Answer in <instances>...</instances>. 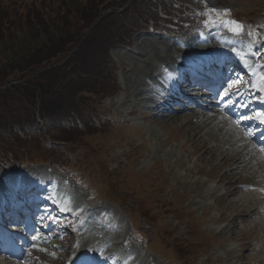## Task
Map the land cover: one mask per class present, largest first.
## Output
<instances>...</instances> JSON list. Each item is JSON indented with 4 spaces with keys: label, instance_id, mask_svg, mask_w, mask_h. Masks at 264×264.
<instances>
[{
    "label": "rangeland",
    "instance_id": "rangeland-1",
    "mask_svg": "<svg viewBox=\"0 0 264 264\" xmlns=\"http://www.w3.org/2000/svg\"><path fill=\"white\" fill-rule=\"evenodd\" d=\"M26 1L0 0V11H6L7 16H10L12 12L7 10L8 7L9 9L15 8V18L13 20H29V18L35 20L32 17L36 16L26 11L24 5H22ZM77 1L80 2L81 0ZM213 1L222 5L235 2L236 6L247 7L250 10L245 14L250 19L264 16V0ZM128 4L129 0H110L102 9L108 13L109 11L113 12L114 15V10H119ZM20 7L24 11L23 14L18 10ZM210 12L205 19L208 20L210 16L215 19V13L211 10ZM45 17L46 20H49L50 13H47ZM126 19L135 24L133 25L135 27L141 26V24L135 22L138 19ZM6 20H9V17ZM260 22L262 24L257 26L258 30L254 33L257 43L254 42V45H251V43L246 42L250 38L245 37V40H238L240 45L247 50L252 51L253 48L257 47L256 45L260 46L264 42V17ZM119 26L120 30H126L121 27V24ZM124 27L130 30L127 24ZM207 27V23H200V27L199 25L192 28L188 27L182 32L191 36L193 32L196 33L201 28ZM46 29L41 31L36 25H31L26 35H24V30L19 29L16 31L15 37L25 44L27 39L40 44L44 38L49 37ZM157 31H160V27L154 28L151 32L146 31V29L133 31V33L129 31L130 37L126 42L127 46H116L110 49L109 53L117 68H119L117 81L120 90H118L116 96L102 99V105H104L105 110L113 113L111 115L116 117L118 124L109 123L112 126L109 127L107 123H104L99 128L91 129V133L84 130L82 131L83 134H79L77 129L73 130L74 134L71 138L74 143L68 147L70 153L63 149L49 150L43 142L37 139L36 136L40 135L39 130L46 139H50L48 135L51 137L52 134L59 136L63 129L59 124L60 119L58 122L56 120L51 122L50 118L47 121L38 116V113L41 114L39 112L41 108L38 106H41V104L38 103V105L35 104L36 107L33 108L32 115L27 112L30 119L35 121L34 124L31 123L30 129V135L33 136V139H20L18 141L9 139L7 148L11 152H5V158L27 161V165L20 170V173L31 170L37 171L38 168L43 167L39 170L45 177L61 179L62 181L65 178L66 184H70L73 189H77L82 198L87 199L90 206L95 208L96 211L104 209L121 217L125 227L121 229L119 235L114 239H110L109 243L110 241L122 242L125 240L127 242L125 247L132 249L134 245L136 250L132 254L137 255L139 252L140 257L148 260L145 261L146 264H165L164 259H176L185 262V264H226L225 261L232 262L233 260V256H229V254L238 255V253H232L238 247V243L229 242L228 237L236 238L239 241L245 257L252 253L250 251L253 246H257L261 241L264 243V215H260L259 211L255 214L252 207L247 206L244 202L248 195L245 193L243 186L251 178V174L248 173L250 171L243 169L241 174H239L240 171L229 173L228 168L217 171V168L221 167L212 162L213 156L207 152L208 146H196L197 138L189 134L190 131L188 130L191 120L184 117L185 114L190 112L176 116L175 113L174 116H172L173 114H170L171 116L169 114L156 116L155 113H151L147 119L144 118V113L140 111V107L137 105L140 99L138 85L133 86L132 80H135V78L140 80L142 76L138 71L147 64L148 55L146 56L143 50L150 49L153 44L161 47L160 38L164 39L165 36L162 33H157ZM9 36L12 35L9 34ZM166 38L170 39L169 37ZM150 40L151 43H149ZM12 45V41H5V43L3 41L0 44V57L8 56L9 51L7 48H12ZM149 60L151 64L146 67L152 71L158 59L152 57ZM106 71L105 76L109 79V84L113 85L112 80L115 76H113L114 74L111 73L110 69H106ZM36 101H38V98H36ZM131 107L137 109L138 114L136 116L130 114ZM47 111L50 112V110ZM17 113L22 117V120L28 117V114L22 109L17 110ZM91 113L96 114L93 111ZM132 113L136 114L137 112L133 110ZM46 114L50 115V113ZM217 128L219 127L216 126L213 133H216ZM224 130H227V127H223L222 132H218V136H221ZM236 132L234 128L228 130V133L231 134H238ZM226 137H228V134ZM218 142L217 139L211 140L210 146ZM76 143L77 145H74ZM219 143L221 144V142ZM227 151H230V149ZM36 159L54 160L61 164L67 162V165H74L76 171L86 179V189L83 186H77L76 181L67 172H61L56 167L46 165L47 163L31 164V161H36ZM129 163H132L134 170L138 172L152 170V177L150 178H153L154 181L150 180L152 186L147 189L146 195H140L136 191L138 187L143 188L144 184H130L127 181L126 173H122L121 168L123 165ZM233 173L237 174L236 177H233ZM211 174L213 176H210ZM154 176L157 178L154 179ZM237 176H241L242 179H238ZM220 178H222V183L219 180ZM259 178L260 182H264L262 175H259L256 180ZM237 184L241 185V191L235 195L234 188ZM208 187H213V191L218 190V192L213 196L209 195L210 193L204 192ZM160 188L163 191L154 200L149 191L154 192V190ZM108 196L118 200L123 207H117L102 199V197ZM148 196H151L152 201L146 198ZM249 198L255 199L258 198V195L255 194ZM118 208H125L126 213ZM183 214H185V217ZM127 215L130 216L131 220L134 218L138 223L139 230L147 234L148 239H140L138 243L135 242V239L138 238L137 233H134L135 227H131ZM239 217H242V220H238ZM245 218L248 221H245ZM243 222L248 224L244 225ZM233 225L234 227L230 229ZM223 228L224 230L220 231ZM203 231L207 235L204 239L205 243L208 241L205 245H202L199 241V236ZM65 236L72 239L70 232ZM211 241H215L213 246L210 244ZM259 247L257 246L256 249H259ZM64 249L67 251L66 247ZM57 256H61V253L49 254L48 258L43 259L41 263L55 264ZM244 256L240 259L242 263L246 259ZM255 256L259 257L258 255ZM257 258L250 257L248 260L254 262V260H258ZM222 260L223 262H221ZM1 262L15 264L10 260Z\"/></svg>",
    "mask_w": 264,
    "mask_h": 264
},
{
    "label": "trees",
    "instance_id": "trees-1",
    "mask_svg": "<svg viewBox=\"0 0 264 264\" xmlns=\"http://www.w3.org/2000/svg\"><path fill=\"white\" fill-rule=\"evenodd\" d=\"M107 1L110 0H27L22 5L36 16L32 17L35 20H13L15 8L8 7L10 16L0 11V44L13 42L12 48H7L9 55L0 57V155L9 151V139L27 140L21 133L28 124L35 123L27 113L32 115L35 104H41L44 119L58 122L74 113L95 111V104L112 93L113 87L105 76L106 69L115 71L109 49L126 35L119 26L122 16L142 12L143 0H131L123 12L114 15L104 13ZM152 2L145 0V6L149 5L146 9ZM18 10L24 13L21 7ZM143 14L147 15L145 10ZM31 25L41 31L47 28L49 37L40 44L29 39L25 44L15 37L19 29L26 35ZM21 109L28 114L25 120L17 113ZM73 134L63 130L60 139L74 141Z\"/></svg>",
    "mask_w": 264,
    "mask_h": 264
},
{
    "label": "bare ground",
    "instance_id": "bare-ground-1",
    "mask_svg": "<svg viewBox=\"0 0 264 264\" xmlns=\"http://www.w3.org/2000/svg\"><path fill=\"white\" fill-rule=\"evenodd\" d=\"M149 43H151V40ZM161 44H164V49H165L162 52H160L158 50V47L155 46L154 44H153L154 46L152 45L153 47L151 46L150 49H146V51L143 50V52L146 53V56L148 55V59L146 58L148 61H147V64L143 68L139 69V71H138L139 73L146 74V73H149L151 71V69L147 68L146 66L149 67V65H150L149 59H151L152 57H156L157 59H162L163 57L167 58V57H169L170 53H173L172 52L173 50H177L178 53L184 54L186 57H188V54H191L200 48V45H198V43L197 44L195 43L191 46L190 49L183 50L181 48L174 47L172 50V47L169 45L168 42H164ZM228 47L234 52L233 55H236V56L240 55L239 60H241V61L240 62L237 61L238 63L245 64V63H247V61H250V60H247L241 53H239V50L234 49L231 45H229ZM225 62L227 63L228 60L226 59ZM183 67H184V69H186L187 65L185 64ZM235 72L236 71H233L232 74H234ZM187 76H189V75H187ZM138 83H139V80L137 78H135V80H132L133 86L138 85ZM184 86L185 87H183V91L186 92L190 88L189 86H191V85H189V83H188V84H185ZM174 91L175 90H173V89L170 90L169 96L173 95ZM210 95H211V93H209V92L208 93H202L201 95L199 93H193V96H195V97L199 96V98L204 102L209 98ZM159 105L163 106L162 103H159ZM171 112H172V114L175 113L174 111H171ZM186 112H190V113L185 114L186 116H184V117H187L191 120V124L189 123V125H188V130L190 131L189 134H191L197 138L196 146H199V145H207L208 146L207 152L212 154V156H213L212 162H214L215 164H217L218 166L221 167V168H217V171H221L223 168H225V169L228 168L230 170V171H228L229 173L230 172H236L237 173L240 171L239 174H241V170L245 169L247 171H250L248 173H250L252 175V180L256 179L257 176H259L261 174L260 172H264V166L261 164L262 155H260L259 159H256L255 162L251 163V161H253V160H251L252 158L249 155L252 153V148H249V147L246 148L244 146H241L239 143H236L235 136H229V134H228V137H226L227 136L226 132H224L221 136H218V132L221 131V129H222L221 128L222 126L219 125L221 122L220 120L217 119V121L213 124L212 121L209 120V119H211V117L205 116L204 110H200L198 112H195L194 110L187 111V109H185V111L176 112L175 116L179 115V114H184ZM172 116H174V114ZM232 124H234V123H232ZM216 126H218L219 128H217L215 130L216 133H213V130L215 129ZM215 139H217L219 142H221V144L218 142V143L212 144V146H210L211 140H215ZM228 149H230V151H227ZM201 156L203 157V155H201ZM218 173H220V172H218ZM232 175H234L233 177H236L237 174L233 173ZM210 176H213V175L211 174ZM226 177H227V175H226ZM237 178L239 179V178H241V176L240 177L237 176ZM232 179H234V178H232ZM219 180L222 183V178H220ZM233 183H235V182H233ZM238 184H237V186L234 185L235 186V188H234V191H235L234 194L235 195L241 191V185H238ZM216 193H217V191L212 192L209 195L213 196ZM225 193H229V192H225ZM244 202H246L247 206L252 207V211L255 214L258 211H261V209L264 207V201H263V199H261V197L259 195H258V198H255V199L254 198H247ZM251 215L254 216L253 214H251ZM245 221H248V219L245 218ZM124 244H125V242L122 243V245H124ZM57 246H60V245H57ZM66 248L68 250L69 247L66 246ZM113 253L115 254L114 251H112V252L108 251L105 258H109L110 256L113 255ZM126 259H128L127 256H126ZM108 261H109V259H107V262ZM254 261H256V260H254ZM263 263H264V261H263Z\"/></svg>",
    "mask_w": 264,
    "mask_h": 264
},
{
    "label": "snow or ice",
    "instance_id": "snow-or-ice-1",
    "mask_svg": "<svg viewBox=\"0 0 264 264\" xmlns=\"http://www.w3.org/2000/svg\"><path fill=\"white\" fill-rule=\"evenodd\" d=\"M211 11L215 13V19H213L210 16L209 19L205 23H216L217 21H219L221 24L225 26H232L229 28L230 31H233L235 33H239L240 31H242L243 26L239 24L237 21L231 20V19H224V17L228 15L227 10H223V12H217L216 9H212ZM249 35H251V33H249ZM262 80H264V76H262ZM262 90H264V88H262ZM257 116L259 117L261 123H264V113H258ZM236 123L239 124V121H236ZM247 134L251 136L253 133L251 130H249ZM261 151H264V148H262ZM53 255H55V253H53ZM89 262H90V258L85 256L83 259V264H89Z\"/></svg>",
    "mask_w": 264,
    "mask_h": 264
}]
</instances>
